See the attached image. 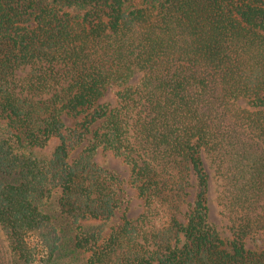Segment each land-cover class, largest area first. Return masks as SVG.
Returning a JSON list of instances; mask_svg holds the SVG:
<instances>
[{"label":"trees","instance_id":"1","mask_svg":"<svg viewBox=\"0 0 264 264\" xmlns=\"http://www.w3.org/2000/svg\"><path fill=\"white\" fill-rule=\"evenodd\" d=\"M0 232V264H264V0H0Z\"/></svg>","mask_w":264,"mask_h":264},{"label":"rangeland","instance_id":"2","mask_svg":"<svg viewBox=\"0 0 264 264\" xmlns=\"http://www.w3.org/2000/svg\"><path fill=\"white\" fill-rule=\"evenodd\" d=\"M56 146V143H52L49 150H53ZM96 161L99 166L108 170L113 174L119 181L120 194L123 198L124 205L122 210L117 213V217L114 220L115 223L122 222L124 211L127 210V217L130 220H136L144 212V204L139 198L137 190L130 183V168L127 166L122 159L116 158L109 152H102L96 156ZM219 183L216 178L211 184V191L208 196V205H209V221L214 227L220 232L223 238L229 239L232 237L231 223L221 214V208L219 205ZM192 202V197H189L186 202L181 205L182 214L180 211L177 218L180 221H184L185 214L189 209V203ZM163 216V215H162ZM161 216L157 217L160 219ZM167 218L164 217L161 221L158 222L159 225L165 223ZM71 229L68 228L66 234L63 238L62 251H63V262L70 261L73 252V246L71 243ZM0 248L5 252L7 251V244L5 239L0 232ZM5 260L8 261V255L6 253ZM72 264H84L82 258H78Z\"/></svg>","mask_w":264,"mask_h":264}]
</instances>
